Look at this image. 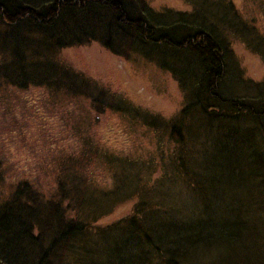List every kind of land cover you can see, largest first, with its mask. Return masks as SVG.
I'll return each instance as SVG.
<instances>
[{
    "label": "trees",
    "instance_id": "16d2710c",
    "mask_svg": "<svg viewBox=\"0 0 264 264\" xmlns=\"http://www.w3.org/2000/svg\"><path fill=\"white\" fill-rule=\"evenodd\" d=\"M189 1V11H156L145 0H0V87L61 91L98 112L129 109L54 56L97 41L168 71L184 99L172 121L143 118L177 144L167 162L160 156L155 180L152 167L117 157L112 189L82 185L66 167L48 198L17 181L0 199V264H264V77L227 82L226 60L231 36L264 59V35L229 2ZM133 197L130 213L95 226Z\"/></svg>",
    "mask_w": 264,
    "mask_h": 264
},
{
    "label": "rangeland",
    "instance_id": "374dc122",
    "mask_svg": "<svg viewBox=\"0 0 264 264\" xmlns=\"http://www.w3.org/2000/svg\"><path fill=\"white\" fill-rule=\"evenodd\" d=\"M145 1L156 11L191 10L189 0ZM226 2L264 35V0ZM227 47V82L232 74L254 82L264 77V59L247 48L242 39L229 37ZM54 56L96 85L125 98L129 109L98 112L84 97L37 86L21 90L1 86L0 199L19 180L29 181L43 197L53 196L62 167H66L67 177L81 178L82 185L91 182L93 187L112 189L114 172L121 166L112 162L117 157L135 160L140 168L152 167V180L159 177L162 166L157 161L161 156L167 162L177 144L168 137L169 128L161 125L152 129L143 118L164 123L175 118L184 99L174 77L142 55H116L97 41L65 47ZM103 152L112 163L104 159ZM138 169L136 165L129 173ZM150 176L141 174L140 181L145 183ZM91 194L97 196L98 192ZM135 198L114 202L96 218L95 226L104 227L130 213ZM70 214L75 212L70 210Z\"/></svg>",
    "mask_w": 264,
    "mask_h": 264
}]
</instances>
